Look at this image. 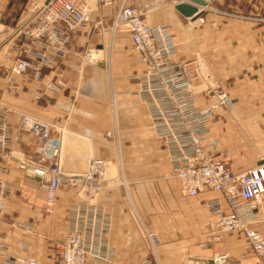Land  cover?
<instances>
[{"label": "crops", "instance_id": "obj_1", "mask_svg": "<svg viewBox=\"0 0 264 264\" xmlns=\"http://www.w3.org/2000/svg\"><path fill=\"white\" fill-rule=\"evenodd\" d=\"M204 1L206 6L198 7L202 14L189 18L174 9L187 0H113L111 6H96L71 45L59 55L51 53L40 80L15 76L12 90L6 81L10 63L5 52L0 53V103L9 110L13 139L10 159L0 161L6 192L0 235L11 256L51 262L52 245L63 240L70 208L77 202L79 186L73 179L60 187L54 212L47 215L45 191L20 167L30 170L50 161L31 129L24 127L46 122L50 139L60 142L67 175L84 173L91 158L112 168L98 197L111 220L112 264H139L145 257L152 264H187L188 258L207 260L217 253L261 264L245 253L242 235L213 234L204 204L218 200L229 213L222 194L203 190L190 197L181 192L146 105L134 93L141 67L134 60L127 28L106 31L102 37L93 28L97 19L108 21L124 5L140 10L147 24L169 29L177 59L196 77L198 107L216 102L204 90V76L229 96L231 108L214 115L209 139L219 140L222 157L238 174L264 161V0ZM57 80L63 83L59 91L46 89ZM146 232L159 237L155 254Z\"/></svg>", "mask_w": 264, "mask_h": 264}, {"label": "built area", "instance_id": "obj_2", "mask_svg": "<svg viewBox=\"0 0 264 264\" xmlns=\"http://www.w3.org/2000/svg\"><path fill=\"white\" fill-rule=\"evenodd\" d=\"M112 4L113 0H44L34 6L0 47L10 63L6 75V81L12 83L10 90L16 88L15 76L39 81L42 68L52 59L51 53L59 55L71 45L75 33L90 23L94 7ZM121 27L128 30L134 60L141 67L135 77L134 93L146 105L152 131L163 141L167 162L179 180L181 192L190 197H196L203 190L222 194L230 207L229 213L223 212L218 200L204 204L212 219L213 234L242 235L245 253L264 264V161L234 174L218 149L219 140L209 139V124L214 115L231 108L228 94L219 84L205 78L204 90L210 92L216 102L199 108L196 77L187 64L177 59L171 32L166 27L147 24L140 10L120 5L108 21L99 18L93 23L99 37L106 31L113 34ZM5 30L0 22V40L5 39ZM87 57L86 54L84 58ZM62 87L61 80L46 84V89L51 91ZM8 114L9 110L0 103V161H7L12 155ZM34 124L31 132L40 142L42 152L49 154L50 161L30 170L23 165L20 167L35 176L45 191L44 212L52 215L58 190L73 179L79 186L77 202L70 208L63 240L52 245L51 262L11 256L0 235V264H112L115 252L108 240L111 220L98 205L107 179V162L91 158L84 173L75 177L67 175L61 166L60 142L55 144L49 137L50 125ZM1 171H4L2 167ZM5 200V188L0 181V226ZM146 237L150 252L155 254L158 235L146 232ZM139 264L152 263L145 257ZM212 264L244 262L232 259L228 253H217L212 257Z\"/></svg>", "mask_w": 264, "mask_h": 264}, {"label": "rangeland", "instance_id": "obj_3", "mask_svg": "<svg viewBox=\"0 0 264 264\" xmlns=\"http://www.w3.org/2000/svg\"><path fill=\"white\" fill-rule=\"evenodd\" d=\"M43 1L44 0H0V22L6 27L5 39L0 40V47L3 45L6 38L8 39L12 36L13 30L21 24L26 15L32 11V8ZM4 52L5 51L0 48V53L3 54ZM204 78L206 77L204 76ZM208 79L209 78H206V80ZM109 168V170L112 169L111 167ZM109 176L110 175H106V178Z\"/></svg>", "mask_w": 264, "mask_h": 264}, {"label": "water", "instance_id": "obj_4", "mask_svg": "<svg viewBox=\"0 0 264 264\" xmlns=\"http://www.w3.org/2000/svg\"><path fill=\"white\" fill-rule=\"evenodd\" d=\"M48 0H46L47 2ZM188 3L180 2L174 5V9L183 17H196L202 14V11L198 12V7H205L206 2L204 0H187ZM187 264H212V259H195L188 258Z\"/></svg>", "mask_w": 264, "mask_h": 264}, {"label": "bare ground", "instance_id": "obj_5", "mask_svg": "<svg viewBox=\"0 0 264 264\" xmlns=\"http://www.w3.org/2000/svg\"><path fill=\"white\" fill-rule=\"evenodd\" d=\"M28 124H30V123H29V122H28V123H25L24 127H25L26 129H31L32 127H30V125H28Z\"/></svg>", "mask_w": 264, "mask_h": 264}]
</instances>
